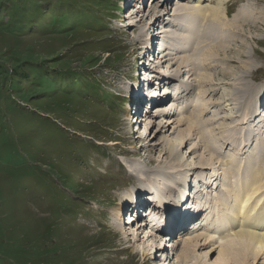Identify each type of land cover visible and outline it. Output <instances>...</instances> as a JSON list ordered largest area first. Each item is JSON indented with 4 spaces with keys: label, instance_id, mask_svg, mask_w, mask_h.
<instances>
[{
    "label": "rangeland",
    "instance_id": "obj_1",
    "mask_svg": "<svg viewBox=\"0 0 264 264\" xmlns=\"http://www.w3.org/2000/svg\"><path fill=\"white\" fill-rule=\"evenodd\" d=\"M191 1L182 5L192 10ZM159 2L0 0V264H203L214 260L212 241L200 237L201 232L207 233L203 229L187 232L163 247L150 229L145 230L147 226L126 223L130 214L123 210L132 199L130 194L153 176L171 177V182L186 177V184L191 171L195 177L198 172L209 174L205 178L210 181L219 173L225 182L228 212L236 206L234 192L248 190L260 178L244 166L240 172L245 173L244 180H230L240 164L230 168L229 155L235 153L237 161L246 157L238 154L246 136L226 128L250 127L242 120L259 100L251 106L242 99L244 107L239 110L237 98L240 91L260 98L264 89V2L232 0L233 11L239 8L240 14L249 16L245 7L256 4L257 13L242 23L237 30L240 35L232 40L228 36L227 44L233 49L218 54L225 61L204 64L198 51L187 49L192 41L173 39L164 29L155 30L153 47L161 55L154 59L146 56L150 52L145 47L139 48L141 44H133L137 28L153 22L150 6L159 8L158 22L171 19L170 10L177 4V12L182 11L175 0L165 10ZM196 15V23L203 26L207 15ZM170 19L163 23L166 30L173 25ZM180 20L174 34L182 33L184 18ZM205 45L209 41L202 50ZM169 46L175 49L167 58ZM184 56L193 60L188 61L193 75L188 66L184 70L178 66ZM156 63L166 76L177 72L173 77L179 79L172 82L180 83L188 94L183 102H174L179 107L173 113L167 114L172 103L166 94L136 117L126 105L133 98L131 92L127 97L128 90L139 87L137 82L144 80H138L137 74L150 71ZM246 67L251 75L243 74ZM222 70L229 76L223 77ZM185 121L193 124L191 129ZM210 139L219 148L207 147ZM254 146L253 142L251 150ZM135 161L148 171L164 168L162 173L153 171L143 177L128 167ZM202 162L207 166H201ZM204 209L205 205L200 210ZM261 209L257 208L258 214ZM203 216L199 215L200 222L206 221ZM198 235L195 248L182 257L184 240L194 244L192 239ZM146 249L149 255L144 257ZM252 260L244 264H264V255L258 262Z\"/></svg>",
    "mask_w": 264,
    "mask_h": 264
},
{
    "label": "bare ground",
    "instance_id": "obj_2",
    "mask_svg": "<svg viewBox=\"0 0 264 264\" xmlns=\"http://www.w3.org/2000/svg\"><path fill=\"white\" fill-rule=\"evenodd\" d=\"M175 1H176V3L179 2L182 5V3L186 2L187 0H175ZM238 1H243V0H238ZM255 1H256V4H258V5H259V3L264 2V0H255ZM191 2H194V6H192L193 11L191 9H189V7L185 6V4L181 6V9H182L181 12H177V9L179 8V4H177L178 7L177 6H175V8L173 7L174 10L171 11L172 13H171V19H170V23H173V25L171 26V29H168V30H166L167 26L165 24H163V23H165V21H163V19H160L159 22L157 21L159 18H156V17L158 15V13H160L159 8L157 6H153V5L150 6L149 13L152 15L151 20H153V22H150L146 28H144V27H138L137 28L138 34H137L136 39H134L133 44H136L137 47L139 46V44H141L139 46V48L143 49V47H145L146 50L149 49L151 44L153 43V40H154L153 38L156 35L155 30L159 28V29H164V32L166 31L168 33L167 36L172 37L173 39H176L179 41L183 40L184 43H186V41H187V43L188 42L190 43V41H192L193 42L192 43L193 45H191L192 47L189 44L187 49L188 50L192 49L195 52L198 51V53L202 56L201 61H200L201 64H204L207 61H213L216 59L225 61L223 58L218 57V54H224L225 49L227 51L233 49L230 45L227 44V42H229L228 36L230 37V40H232L231 37L233 35H235V34L240 35V33H238L237 30L238 31L241 30L240 26L242 25V23L248 21L250 19L249 17L252 16V14L254 16L257 13V11L255 10L256 4L255 5L253 4L252 7H250L251 5L246 6V7L244 6L245 9L247 10L246 13L250 14L248 16V15L240 14L242 11H240L239 8H238V10L236 9L233 11V9L231 8V6L233 4L232 0H192ZM127 3L129 4V1H127ZM258 5H256V6H258ZM129 10H130L129 15L131 16L132 15L131 9H129ZM230 12H232L233 15L232 14L229 15ZM196 13H198V15H200V14L203 15V17H205V15H207V18H206L204 25H203V23L200 22L203 26H200L199 24L196 23V16H197ZM148 16H149V14L147 15V17ZM230 16H233V20H229L231 18ZM136 17H137V15H136ZM180 18H184V21H182V25H183L182 33L174 34L175 33V32L173 33L174 28L178 24H181V20L179 21ZM198 19H200V18H198ZM171 21H175V22H171ZM202 22H203V20H202ZM154 23H157V26L155 28H154ZM170 33H173V34H170ZM146 37H148V41H146ZM200 38H202V39L200 40ZM207 41H209V45H207V46L205 45L204 50H202L203 45L206 44ZM145 44H147V45H145ZM171 47H173V46H171ZM220 48H221L222 52L218 53L217 51ZM237 54H238V56H241V53L239 51L237 52ZM188 61L193 62V60H191L189 57L184 56L178 62V66H180V67L182 66L181 69H183V70H184V67L188 66V68H189L188 72H191V75H193L195 73L194 67L193 66L191 67L190 65L192 62H189V64H188ZM156 65L159 66V63L153 64L152 66L155 67ZM220 74L223 77L229 76V74L223 70L220 71ZM243 74L251 75L252 71L249 70V67H246ZM139 75L140 76L142 75V76L139 77ZM199 75L203 76L201 73H199ZM137 76H138L137 77L138 80H144V81L147 80V77H149V78L152 77V75L150 74L149 71H146L144 73L139 72V74H137ZM158 76L162 77V76H166V74L160 73L158 71ZM144 81H142V82H144ZM204 81L205 80L202 79L200 82L202 83ZM204 83H206V82H204ZM170 84H172V86H173L175 84V82H170ZM166 93H167V91H166ZM187 93L188 92H186V94ZM263 93H264V89L262 90V92H260V94H258V97L262 98ZM241 95H242V92L240 91V95L237 98V100H238L237 101V103H238L237 108L241 107V108H238L239 110L243 109V107H244L243 106L244 104L242 103L243 100L244 101L247 100L249 104H251L253 101H256V100L260 101V98H257V96H255L256 98L255 97L249 98L248 93L243 94L242 97H241ZM142 96L143 95H141V97ZM184 98L185 97H183L182 99H184ZM161 100H159L158 102L160 103ZM176 101H178V100L175 99L174 102H176ZM174 102H172V105L176 104ZM251 106H252V104H251ZM168 108H171V107H168ZM255 120H256V117L253 119V123H250V125L252 124V126H253L255 124ZM263 120L264 119L262 118L261 119V125L264 124ZM177 121L180 122L181 119H179ZM242 122L249 124V121L247 119L245 121V118H244V120H242ZM185 123L188 124L187 126H190V129L193 126L192 123H188L186 121H185ZM242 125H244V124H242ZM232 127H234L235 129H233ZM238 127L237 126L236 127L231 126L230 128H226V130H228L231 134H235V132H236V133H239L242 137L248 136V133L250 130H247V129L249 127H246V126H242L240 128H238ZM200 132H201V136L205 137L204 132L202 130H200ZM257 135H258V137H257ZM233 136H231V137H233ZM234 139L235 138L233 137V140ZM223 140L227 141V144H229V141L227 139H223ZM247 140H248V142H246V145L248 147L246 149H245V146L243 148L241 147V150L238 153L240 154V156L247 154L245 159L243 160V165L246 168H250L251 170L253 169L255 171V173H257L258 176H260V178L252 181L251 182L252 185L249 186L250 188L248 190H245L243 192L240 190L236 191L237 189L235 190L236 192H234V197H235V199H237V198L238 199L235 202L236 206L233 209V212L235 210L234 217H232L233 212L230 214L231 217L228 213H226V212H228L229 204H228V202L223 203V202L219 201L221 199V195L220 196L218 195V193L216 191L217 188L214 191V196H212L209 200L207 199V202H213L214 205L217 204L218 207H220V208H216V211L221 210L222 214H224V213L227 214V216L229 218H231L232 221H230V219H229L228 221H223V222L221 221L219 224H216L214 226L211 223L209 225V222H211L215 218V216L210 215L211 211H212V206L210 204L207 205L205 202V204H204L205 209L203 210L202 213H204L203 217H204V220H206V221L200 222V224H202V225H201V228H199V229H203L204 232H207V233L201 232L200 237H202L204 241H207V242L212 241L211 244H212L213 248H210V251L213 252L216 250V256L212 262L209 263V262L205 261L206 263H203V264H207V263L208 264H244V263H246V261L248 259H251V258L253 259L252 262H255V261L258 262L259 260L257 261V259H260L262 257V255H264V199H263L264 198V183L261 181L262 179L264 180V129L261 128L256 134H254L251 137H248ZM253 142L255 143V146L251 150L250 146H252ZM244 143H245V140H244ZM248 143H249V145H248ZM220 144H221V142H220ZM217 145H216V142L214 141V139H210L209 143H206L207 147H209V146L215 147ZM170 147H172V146L170 145ZM217 148H219V147L217 146ZM216 150L214 149L213 151L216 152V154H217V152L220 149L218 151H216ZM219 153H220V151H219ZM234 155H236V154L229 155L228 166L230 168L236 169L235 167H237L238 163H236L235 160L231 161V159ZM260 156H262L263 158L261 159ZM202 161H205V160H202ZM204 164L205 163L202 162L201 166H203V167L207 166ZM128 167L133 169L135 172H137L138 173V174L136 173L137 175L141 176V174H142L143 177H145V175H147L149 173H152L153 171L159 173L164 168V167L160 166L159 168L148 171L142 167V165H141V163H139V161H135L133 164H129ZM238 167H239V165H238ZM177 174L178 173L176 172L175 175L177 176ZM213 176H215V174ZM185 179H186V177H185ZM185 179H182V181H185ZM213 180H216V182H219L221 180V176L219 177L218 175H216V177H214ZM206 181H210V180H206ZM223 185H225V183ZM143 187H144V189H146L145 184L141 183V185H139V188H137V189H140ZM159 188L165 189L164 185H161ZM224 188H226V187L224 186ZM221 192H222V195L225 194V193H223L222 190H221ZM201 196H203V195H201ZM205 196H207V195H205ZM141 197H142V195H140L139 198H141ZM205 198H207V197H205ZM188 199H189V197H188ZM251 199L253 201H251ZM191 200L193 201V196L190 198V201ZM157 203L158 204L162 203L161 198H159ZM161 206H162V208H158L156 210L154 209L155 214L158 215L161 212L165 211L164 205H161ZM153 208H155V207H153ZM201 208L202 207H199V209H201ZM257 208L258 209L262 208L261 209L262 216L256 217L255 218L256 220L254 219L251 221V219L253 217H255L257 214L256 213ZM160 210H162V211L160 212ZM118 211L121 212V206L120 207L118 206ZM200 211H202V210H200ZM261 212H259V213L261 214ZM120 216H121V213H120ZM127 218L128 219L125 221L126 223L127 222L132 223L134 221L132 219H135V218H133L132 215H128ZM152 218L154 219L155 217H152ZM231 222H234L235 226H231L230 225ZM207 224H208V227H205L204 225H207ZM193 231H196V230H193ZM124 232H126V230ZM128 232H129V230H128ZM130 233H131V230H130L129 234ZM131 234L133 235L134 233H131ZM198 238H199V235L196 236L195 239H192L193 241L195 240L194 244H190L189 239L184 240V246H185L184 249L185 250H183V252L181 253L182 257H184V258L187 257V255H188L187 250H189L190 247H192L191 248L192 250L195 248L194 246L198 243L197 242ZM148 255H149V252L147 251V249L142 251V256L146 257Z\"/></svg>",
    "mask_w": 264,
    "mask_h": 264
},
{
    "label": "trees",
    "instance_id": "obj_3",
    "mask_svg": "<svg viewBox=\"0 0 264 264\" xmlns=\"http://www.w3.org/2000/svg\"><path fill=\"white\" fill-rule=\"evenodd\" d=\"M10 19H12V18H10Z\"/></svg>",
    "mask_w": 264,
    "mask_h": 264
}]
</instances>
